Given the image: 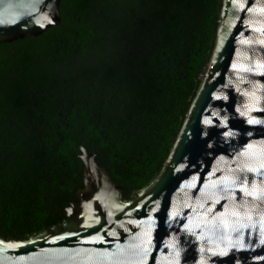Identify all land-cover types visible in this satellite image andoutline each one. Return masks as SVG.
<instances>
[{"label":"trees","instance_id":"16d2710c","mask_svg":"<svg viewBox=\"0 0 264 264\" xmlns=\"http://www.w3.org/2000/svg\"><path fill=\"white\" fill-rule=\"evenodd\" d=\"M223 0H62L60 26L0 44V239L70 223L80 147L126 201L161 173L201 85Z\"/></svg>","mask_w":264,"mask_h":264},{"label":"water","instance_id":"95a60500","mask_svg":"<svg viewBox=\"0 0 264 264\" xmlns=\"http://www.w3.org/2000/svg\"><path fill=\"white\" fill-rule=\"evenodd\" d=\"M62 0H0V44L60 26ZM159 176L126 201L80 147L70 223L0 239V264H264V0H223L216 45Z\"/></svg>","mask_w":264,"mask_h":264}]
</instances>
